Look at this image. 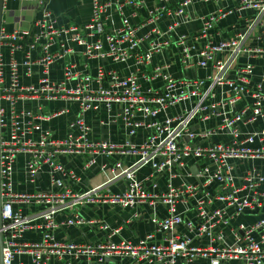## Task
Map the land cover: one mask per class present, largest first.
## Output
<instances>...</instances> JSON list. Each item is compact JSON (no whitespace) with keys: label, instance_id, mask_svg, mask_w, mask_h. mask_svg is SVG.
Masks as SVG:
<instances>
[{"label":"built area","instance_id":"1","mask_svg":"<svg viewBox=\"0 0 264 264\" xmlns=\"http://www.w3.org/2000/svg\"><path fill=\"white\" fill-rule=\"evenodd\" d=\"M41 4H46L49 0H37ZM113 0H94L93 15L91 20L84 24L69 25V27L58 28L55 26L53 14L43 10V16L36 21V25L41 28L38 32L23 31L13 34H2L1 43L8 45L11 49L10 60V83L1 91V97L11 101L12 105L21 98H33L45 96L47 99H71L79 102V114L72 123V129L78 132H70L66 138L53 139L49 132L41 133L37 140H26V131L21 123L16 119L13 121L9 131V137L2 138L1 142V178H2V217L4 234L3 264H18L15 262L17 254H30L33 257V264H50L52 256L57 255L63 258L65 255H74L78 258L87 257L89 260L102 261L105 256L124 255L139 261L157 264H201L196 262L199 257H210L209 264H227L231 261H240L241 264H264V217L254 225H240L231 228V232L236 237V242L231 245L213 246L216 242H225L227 227L235 215L245 210L264 209V192L257 188L264 182V173L258 169L249 170L244 176L235 173L234 160L241 158H264V130L256 133H245L240 127V123L255 121L258 117H264V93L261 83L253 92L254 101L250 107H246L240 112H230L227 107L239 101L244 92V84L248 82L246 77H239V81L226 79L230 62L235 60L242 52L250 51L254 54H263V48L247 49L244 46L248 32L237 34L234 38L224 39L219 44H209L199 53L202 60L196 59L191 53V45L187 37H180L178 45L184 46L182 51L183 65L192 67L195 65H206L207 61L213 60L214 55L231 50V60H217L214 62L216 74L212 77L213 86L229 84L230 91L226 93L223 100L218 105L212 104L206 107L199 101L190 110L167 117L163 121H152L149 124L145 120H139L138 116L147 118L156 116L161 111L176 103L189 99L192 96L201 95L200 88L205 84L204 80L182 81L183 87L177 92L176 88L180 84L176 78L166 73V66H156L154 68L155 77H163L165 88L162 92L155 91L154 95H145L141 91L138 77L130 75L128 77L118 76L115 72L108 73L100 67L97 76L93 79L89 75H83L72 70L73 65L66 67L65 78L60 83L51 82L48 77L41 79L38 86L22 85L20 82L19 63L14 54L25 46L29 49L40 47L42 56L39 63L45 67L48 74L50 66L64 57L73 49L62 52H52L51 46L63 35L74 33L70 40L79 45L85 46L84 54L87 58L111 57L116 61H126L133 55L145 40L151 41L153 33L158 34V27L144 37L138 35V27L133 26L125 17L123 27L111 33L104 34L95 41L88 42L86 37H93L96 34L105 32L104 18ZM196 0H182L178 13H183L185 9ZM127 4H134L136 0H128ZM262 7L264 12V0H243L242 7ZM166 11V5L154 9L148 23L156 21ZM227 13L209 15L204 22L203 36L208 32L220 18ZM252 26H250L251 28ZM249 31V29L247 30ZM41 40L45 43L39 45ZM64 47V44L62 45ZM162 44L152 41L151 48L139 56L141 61H151L155 52L161 49ZM37 62L31 58V52L26 53L25 65L28 67V74L31 73L32 65ZM252 65H247L241 69V73L250 74ZM111 77L113 87L107 89L104 80ZM76 80V85L68 87L67 83ZM94 80L100 83V87L95 90L91 87ZM119 102L124 105L121 117L130 130V134H136L143 125L147 127L150 134L148 140L141 145L132 143L116 144L102 140H91V128L84 119L83 114L89 110H99L103 104L111 106V103ZM152 103L156 105L153 106ZM218 108L222 117L221 124L205 132L196 134L191 131L192 121L209 109ZM64 113L60 111L52 116ZM37 114L34 116L35 123L32 128L40 129L39 120L49 118ZM209 117V116H208ZM1 123V120H0ZM229 131L232 138L230 141L213 142L209 146L194 144L196 137L211 139L215 134ZM259 139L263 143L260 147H253L252 144ZM31 153V159L27 164V172L31 179H34L43 164H49L53 172L68 174L64 165L59 163L60 156L79 154L87 156V167L95 163V155L99 153L113 156L115 153L123 155H138L139 158L131 165H125L121 161L115 163L111 168L112 177L107 183L98 185L84 193H74L66 190L61 193L43 192L36 194H19L13 191V170L14 163L19 153ZM189 156L200 158H210L214 163V168L204 167L199 174L198 183L185 180L176 186L172 181L168 182V191L163 193H151L145 188V184L137 179V172L146 165H151L156 174H164L172 170L174 165L180 168L184 165V159ZM105 168V166H103ZM72 179H76L74 173H69ZM122 178L126 183L125 189L120 193H115L108 188V184L115 179ZM238 182V184H237ZM52 183L60 185V181L52 175ZM218 185L216 191L213 187ZM250 187L255 191L252 196H240L239 193L244 188ZM196 198L195 211L197 219L186 220L178 211L180 202L189 203L191 198ZM38 203L52 204L51 208L42 214L45 219V236L42 242L20 243L17 238L23 232L31 228L30 219L20 212H15L13 204L17 201H31ZM160 201L167 208V216L159 218L155 216L154 221L158 231L167 233L166 242L161 244L150 243L153 234L147 235L139 243L130 241L115 243L111 236L119 229L111 227L103 219L86 221L82 217L76 221L78 224H99V227L107 234V242L100 243H77L74 241L57 242L53 237V230L62 225H70L73 220L58 223L54 220L55 212L73 207L76 205L93 204H120L123 207L133 208L143 203ZM56 204V205H55ZM216 204V205H214ZM232 209V214L228 210ZM137 216V215H136ZM178 224H184L189 232H197L198 237H208L211 241L209 247H195L193 239L186 233L176 230ZM256 233L261 234L260 240L255 237ZM181 260V263H179Z\"/></svg>","mask_w":264,"mask_h":264},{"label":"crops","instance_id":"2","mask_svg":"<svg viewBox=\"0 0 264 264\" xmlns=\"http://www.w3.org/2000/svg\"><path fill=\"white\" fill-rule=\"evenodd\" d=\"M128 0H113L105 14L104 27L105 32L96 34L93 37H86L88 42L111 33L123 27V19L126 17L129 22L138 27V35L144 37L158 27L159 33H153L150 41L145 40L135 49L133 55L126 61H116L111 57L87 58L84 54L85 46L73 43L70 38L74 33L63 35L50 48L52 52L58 51L64 53L65 50L72 48L64 57L59 58L56 63L49 68L48 74L45 73V67L39 63L42 56L40 47L29 49L28 46L15 51V58L19 63L20 82L22 85L38 86L41 79L48 77L51 82L60 83L65 78L66 67L73 65L74 72L83 75H89L93 79L98 74L100 67H103L108 73L115 72L118 76L128 77L135 75L138 77L141 91L145 95H154L155 91L162 92L165 88L163 77L154 76L156 66H166L164 70L171 76L179 80L176 91L179 92L183 87V82L192 80H204L205 84L200 88L201 95L192 96L189 99L182 100L175 105L161 111L156 116L142 118L139 114V120H145L146 124L152 121H163L167 117H173L184 110H190L196 106L199 101L206 107L212 104L218 105L226 93L231 89L229 84L213 86L212 77L216 74L214 62L217 60H231V50L214 55L213 60L207 61L206 65H195L185 67L183 65L182 51L184 46L178 45L180 37H187L191 45V53L196 59L202 60L199 53L209 44H219L224 39L234 38L237 34L248 32L245 39V48H263L264 49V12L262 7L246 6L242 7L243 0H196L188 6L183 13H178L182 0H136L134 4H127ZM94 0H49L46 4H41L37 0H5L2 18V34H13L23 31L39 32L41 28L36 25V21L43 16V10H49L58 28L69 27V25L83 26L88 23L93 15ZM166 5V11L160 16L156 23H148L151 12L159 6ZM218 11L227 14L215 23L208 35L203 36L204 22L209 15L218 13ZM250 26H252L250 28ZM249 29V31H247ZM152 41L162 44L161 49L154 53L151 61H141L140 55L146 53L152 46ZM45 40H41L39 45H43ZM64 44V47L62 46ZM31 52L33 61L31 73L28 74V67L25 65L26 53ZM10 60L11 49L8 45H0V126L6 131L2 132V138L9 137L13 121L16 119L21 123L26 131V140H37L41 133L49 132L53 139L61 140L67 137L70 132H78V129H72V123L79 114V102L76 100L47 99L45 96L33 98H21L12 105L11 101L1 97V91L7 88L10 83ZM247 65H252L253 70L250 74L241 73V69ZM239 77H246L248 82L244 84L242 98L229 105L227 109L234 113L240 112L246 107H250L253 99V92L258 84L261 83L264 93V53L254 54L250 51L242 52L235 60L230 62L226 79L239 81ZM240 82V81H239ZM113 81L109 76L104 80V86L107 89L113 87ZM76 85V80L67 83L68 87ZM91 87L97 90L100 83L94 80ZM264 104V100H263ZM155 106V103H152ZM124 105L119 102L111 103V106L103 104L99 110L89 109L83 116L91 128L90 139L107 141L116 144H125L127 142L141 145L148 140L149 130L146 125L140 127L136 134L131 135L124 119L120 116ZM64 113L52 116L57 112ZM41 114L50 116L37 121L40 129L32 128L35 123L34 116ZM205 116H197L191 124V131L196 134L205 132L221 124L222 117L219 115L218 108L213 112L207 109ZM209 116V117H208ZM242 131L245 133H256L264 130V117H258L255 121L240 123ZM232 138L229 131H222L215 134L211 139H202L200 136L193 141L194 144L209 146L213 142H228ZM263 143L257 138L252 144L253 147H260ZM139 158L138 155L114 154L107 156L99 153L95 155V163L87 167V156L79 154H70L60 156L59 163L64 165L69 173H74L76 179L62 172H53L49 164H43L34 179H31L27 172V164L31 159V153L22 152L17 155L13 170V191L19 194H36L43 192L61 193L71 190L74 193H84L98 185L107 183L111 179V168L116 162L121 161L125 165H131ZM105 166V168L103 167ZM204 167L214 168V163L210 158H200L189 156L184 159V165L180 168L174 165L172 170L164 174H156L153 167L149 164L142 167L137 172V179L145 184V188L151 193H163L168 191V182L173 185H180L183 181L190 180L198 183L199 174ZM234 170L239 176H244L249 170L258 169L264 173V158H241L234 160ZM60 181V185L52 183V175ZM238 184V182H237ZM218 185L213 187L216 191ZM126 187L124 179L119 178L111 181L108 188L115 193L122 192ZM264 192V182L257 188ZM254 189L246 187L239 193L242 196H252ZM196 198H191L189 203L180 202L177 211L184 216L186 220L197 219L195 204ZM56 205V204H55ZM216 205V204H214ZM52 204L38 203L31 201H17L13 204L15 212H20L23 216L30 219L31 228L22 233L17 241L20 243L42 242L45 236V219L42 214L51 208ZM232 214V209L228 210ZM137 215V216H136ZM155 216L165 218L167 208L160 201L143 203L133 208L123 207L120 204H93L76 205L61 209L54 213L53 218L58 223L73 220L74 223L53 230L54 240L57 242L74 241L77 243H100L107 242V234L99 227V224H78L76 221L82 217L86 221L103 219L118 232L111 236L115 243L130 241L134 244L139 243L147 235L153 234L150 243L161 244L166 242L167 233L158 231L155 225ZM264 217V209L245 210L234 216L230 224L225 227V242L211 243L208 237H198L197 232H189L184 224H178L176 230L180 233H186L193 239L195 247L231 245L236 242V237L231 232V228L242 224L252 226L258 220ZM255 237L260 240L261 234L256 233ZM33 257L30 254H17L15 262L18 264H33ZM196 262L209 264L210 257H199ZM181 263V260H179ZM50 264H157L139 261L124 255L105 256L102 261L89 260L87 257H76L74 255H65L60 258L57 255L52 256ZM227 264H241L240 261H231Z\"/></svg>","mask_w":264,"mask_h":264},{"label":"water","instance_id":"3","mask_svg":"<svg viewBox=\"0 0 264 264\" xmlns=\"http://www.w3.org/2000/svg\"><path fill=\"white\" fill-rule=\"evenodd\" d=\"M5 0H0V45H1V32H2V18H3V9H4ZM6 129L1 128L0 126V264H3V247H4V234L2 232L3 228V217H2V178H1V142H2V132H5Z\"/></svg>","mask_w":264,"mask_h":264}]
</instances>
